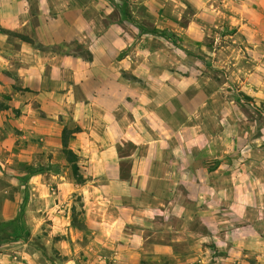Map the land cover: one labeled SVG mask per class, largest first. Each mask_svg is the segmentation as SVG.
<instances>
[{
    "label": "rangeland",
    "instance_id": "1",
    "mask_svg": "<svg viewBox=\"0 0 264 264\" xmlns=\"http://www.w3.org/2000/svg\"><path fill=\"white\" fill-rule=\"evenodd\" d=\"M81 4L92 15L110 12L111 22H128L123 29L143 30L154 72L176 77L188 97L206 95L198 114L209 140L223 134L226 155L240 159L241 185H248V174L255 182L257 208H244L236 236L212 219L204 226L197 216L188 229L203 236L195 245L173 242L159 218L151 228L116 226L94 213L82 188L63 186L74 179L59 133L62 125L74 127L70 115L52 117L30 100L37 129L28 134L23 93L0 82V264H264V0ZM15 102L24 103L15 108ZM85 165L79 162L83 177ZM248 238H254L251 248ZM144 240L156 249L145 248Z\"/></svg>",
    "mask_w": 264,
    "mask_h": 264
},
{
    "label": "crops",
    "instance_id": "2",
    "mask_svg": "<svg viewBox=\"0 0 264 264\" xmlns=\"http://www.w3.org/2000/svg\"><path fill=\"white\" fill-rule=\"evenodd\" d=\"M90 9L81 0H0V82L23 93L24 131L37 129L30 100L52 117L70 115L80 130L68 147L87 180L63 186L82 188L94 213L116 226L159 218L173 242L195 245L203 236L188 229L198 216L236 236L244 208H257L255 182L248 174L241 185L240 159L226 155L223 134L209 140L198 114L206 95L188 97L176 77L154 72L143 30Z\"/></svg>",
    "mask_w": 264,
    "mask_h": 264
},
{
    "label": "trees",
    "instance_id": "3",
    "mask_svg": "<svg viewBox=\"0 0 264 264\" xmlns=\"http://www.w3.org/2000/svg\"><path fill=\"white\" fill-rule=\"evenodd\" d=\"M79 130L80 128L77 125H74L72 128L64 126L61 131V146L64 159L71 168L75 183L84 184L87 180V177H83L82 173L80 172V157L68 147L69 139L72 138L75 133L79 132Z\"/></svg>",
    "mask_w": 264,
    "mask_h": 264
}]
</instances>
